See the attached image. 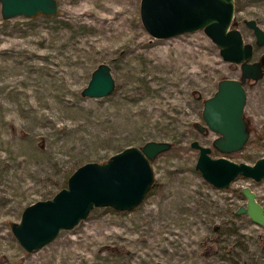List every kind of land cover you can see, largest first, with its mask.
<instances>
[{
    "label": "rangeland",
    "instance_id": "obj_1",
    "mask_svg": "<svg viewBox=\"0 0 264 264\" xmlns=\"http://www.w3.org/2000/svg\"><path fill=\"white\" fill-rule=\"evenodd\" d=\"M56 1L54 15L0 16V264H264V225L230 213L244 204L242 186L264 209V180L237 177L225 189L212 187L193 170L197 152L188 145L210 146L215 134L195 128L204 125L202 101L218 79L237 78L239 66L222 60L202 30L151 37L139 0ZM248 18L264 29V0L235 3L234 25L252 43ZM262 53L264 45L255 47L252 60ZM100 62L113 89L81 96ZM244 89L254 142L229 158L251 163L264 156V71ZM147 140L173 141L150 161L161 187L134 209L93 207L39 249L22 250L9 224L25 205L50 197L77 162L103 161ZM215 225L238 234L218 235ZM231 249L235 263L225 259Z\"/></svg>",
    "mask_w": 264,
    "mask_h": 264
},
{
    "label": "water",
    "instance_id": "obj_2",
    "mask_svg": "<svg viewBox=\"0 0 264 264\" xmlns=\"http://www.w3.org/2000/svg\"><path fill=\"white\" fill-rule=\"evenodd\" d=\"M56 0H0V16L32 18L57 12ZM139 20L153 38H167L180 33L202 30L217 47L222 60L237 64V78H220L213 93L204 98L200 112L204 125L215 134L210 146L196 139L188 145L197 152L193 168L212 187L225 189L237 177L264 180V156L251 163L234 161L224 154L239 151L249 131L243 118L244 82L256 80L264 71V53L252 60L255 47L264 45V29L253 18L244 19L253 36L247 42L234 25V0H139ZM109 66L98 63L89 73L81 96L103 97L113 89ZM170 148L167 140H147L140 146L129 145L110 154L103 161H86L66 177L65 185L50 197L35 200L20 211L19 220L9 224L10 231L25 252H32L51 241L60 230L69 229L97 206L130 210L146 196L153 182L150 160ZM211 148L220 155L211 154ZM240 193L244 204L235 213L245 214L264 225V209L248 186ZM154 264H164L156 261Z\"/></svg>",
    "mask_w": 264,
    "mask_h": 264
},
{
    "label": "trees",
    "instance_id": "obj_3",
    "mask_svg": "<svg viewBox=\"0 0 264 264\" xmlns=\"http://www.w3.org/2000/svg\"><path fill=\"white\" fill-rule=\"evenodd\" d=\"M235 3H236V0H234V7H235ZM248 131H249V128H248ZM255 135L257 136L258 139L262 138V132H261V131L257 132ZM144 142H145V141H144ZM253 142H254L253 139H251V138H247L246 142L244 143V145L242 146V148H241L239 151L243 150L244 147H245V145H246L247 143L249 144V143H253ZM172 146H173V141L170 142V147H172ZM239 151L231 152V153H227V154H224V155L227 156V157L234 156V155H236ZM211 154H213V155H220V153L217 152V151H216L215 149H213V148H211ZM107 157H108V156H107ZM107 157H105V158L102 159V160H105ZM245 157H246V156H245ZM256 158H258V157H254V158H252V161H254V159H256ZM150 161H151V160H150ZM83 162H85V161H79V162H77V163H76V166L79 165V164H81V163H83ZM72 170H73V169H71V170L65 175V180H64V183H63L62 186L65 185L66 177L68 176V174H69ZM193 170L197 172V170H195L194 168H193ZM62 186H61V187H62ZM159 187H161V184L153 179L152 185H151L150 189L148 190L147 194H149V193L152 191V189L159 188ZM147 194H146V195H147ZM238 194H239V193H238ZM136 207H137V206H136ZM134 208H135V207H134ZM134 208H133V209H134ZM236 208H237V207H236ZM236 208H233V209L230 210V213H231L233 216H234V215H237V214L235 213ZM213 231L216 232L218 235H223V234H224V236H225V235L228 236V235H236V234H238V232H237V228H236L235 226H226L224 229H220V226L215 225V226H213ZM215 239H216V238H215ZM215 241H217V240H214V242H215ZM233 245H236V246L238 245V246H240V247L242 248V250H245V248H244L242 245H240L239 240H238V241L235 240V242H233ZM233 247H234V246H232V248H233ZM232 254L236 255V254H237V250H235V249H231L230 252H229V255H228L225 259L230 260V258H233V255H232ZM222 258H224V256H222ZM233 259H234V258H233ZM233 261H234V263L236 262L235 259H234ZM258 264H263V263L260 262V263H258Z\"/></svg>",
    "mask_w": 264,
    "mask_h": 264
}]
</instances>
